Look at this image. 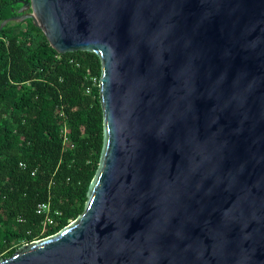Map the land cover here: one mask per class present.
I'll use <instances>...</instances> for the list:
<instances>
[{
    "label": "water",
    "instance_id": "obj_1",
    "mask_svg": "<svg viewBox=\"0 0 264 264\" xmlns=\"http://www.w3.org/2000/svg\"><path fill=\"white\" fill-rule=\"evenodd\" d=\"M101 63L83 212L0 264H264V0H15Z\"/></svg>",
    "mask_w": 264,
    "mask_h": 264
},
{
    "label": "trees",
    "instance_id": "obj_2",
    "mask_svg": "<svg viewBox=\"0 0 264 264\" xmlns=\"http://www.w3.org/2000/svg\"><path fill=\"white\" fill-rule=\"evenodd\" d=\"M14 1L0 0V22L17 15ZM100 75L95 53H58L31 19L0 30V258L83 212L103 131L99 88H85ZM40 202H49L55 220L45 229Z\"/></svg>",
    "mask_w": 264,
    "mask_h": 264
},
{
    "label": "built area",
    "instance_id": "obj_3",
    "mask_svg": "<svg viewBox=\"0 0 264 264\" xmlns=\"http://www.w3.org/2000/svg\"><path fill=\"white\" fill-rule=\"evenodd\" d=\"M88 85L85 88L86 93H91L92 87L98 86L99 87V77L91 76L88 78ZM63 144H68V138L66 136V129L63 128ZM20 166L24 167L23 163H20ZM33 174V173H32ZM36 213L42 215V229H45L47 225H53L55 220L50 208L49 202H40L36 206ZM55 214H59L58 212H54ZM49 236V235H48Z\"/></svg>",
    "mask_w": 264,
    "mask_h": 264
},
{
    "label": "rangeland",
    "instance_id": "obj_4",
    "mask_svg": "<svg viewBox=\"0 0 264 264\" xmlns=\"http://www.w3.org/2000/svg\"><path fill=\"white\" fill-rule=\"evenodd\" d=\"M37 240V239H36Z\"/></svg>",
    "mask_w": 264,
    "mask_h": 264
}]
</instances>
